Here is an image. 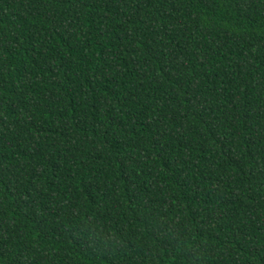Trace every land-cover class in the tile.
<instances>
[{
  "label": "trees",
  "instance_id": "1",
  "mask_svg": "<svg viewBox=\"0 0 264 264\" xmlns=\"http://www.w3.org/2000/svg\"><path fill=\"white\" fill-rule=\"evenodd\" d=\"M0 264H264V0H0Z\"/></svg>",
  "mask_w": 264,
  "mask_h": 264
}]
</instances>
